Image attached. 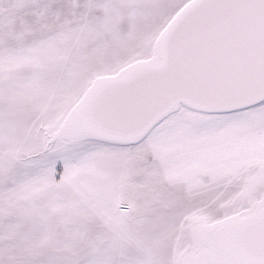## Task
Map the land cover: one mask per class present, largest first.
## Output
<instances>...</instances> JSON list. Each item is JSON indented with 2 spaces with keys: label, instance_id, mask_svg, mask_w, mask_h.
Here are the masks:
<instances>
[{
  "label": "snow or ice",
  "instance_id": "snow-or-ice-1",
  "mask_svg": "<svg viewBox=\"0 0 264 264\" xmlns=\"http://www.w3.org/2000/svg\"><path fill=\"white\" fill-rule=\"evenodd\" d=\"M0 264H264V0H0Z\"/></svg>",
  "mask_w": 264,
  "mask_h": 264
}]
</instances>
